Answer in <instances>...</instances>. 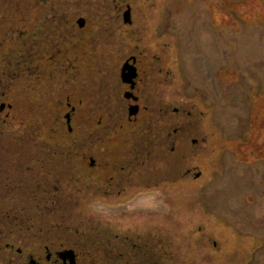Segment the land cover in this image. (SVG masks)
Masks as SVG:
<instances>
[{"label":"rangeland","instance_id":"obj_1","mask_svg":"<svg viewBox=\"0 0 264 264\" xmlns=\"http://www.w3.org/2000/svg\"><path fill=\"white\" fill-rule=\"evenodd\" d=\"M35 4L36 0H0V56L13 46L7 39L10 27L25 29L28 5L38 17ZM154 13L141 35L166 40L145 38L139 50L165 53L161 60L157 57V66L172 70L171 82L162 81L161 95L157 92L171 104L166 132L172 136L164 138L166 144L156 132V126H165L159 104L142 108L136 123L112 129L91 149L89 135L107 115L101 103L92 106L95 90L99 94L96 80L102 75L83 43L78 55H72V75L66 74L58 104L29 91L24 77H15L1 92V118L39 129L54 143L80 144L77 175L102 186L116 175L121 150L128 154L134 128L141 137L136 147L140 152L145 141L154 143L147 155L140 153L135 185H127L121 197L108 198L98 188L97 194L91 192L81 186L85 182L78 185L75 210L80 219L67 222L80 233L98 227L97 221H107L100 214L120 224L111 215L127 211L139 226H161L171 233L177 253L189 264H264V0H172ZM132 46L125 44L123 50L136 51ZM95 53L99 58L105 49L96 44ZM71 112L72 131L65 118ZM161 144L178 153L175 160L164 162L170 174L157 179L151 168L157 165ZM92 155L98 166L91 165ZM204 235L211 240L198 241Z\"/></svg>","mask_w":264,"mask_h":264},{"label":"flooded vegetation","instance_id":"obj_2","mask_svg":"<svg viewBox=\"0 0 264 264\" xmlns=\"http://www.w3.org/2000/svg\"><path fill=\"white\" fill-rule=\"evenodd\" d=\"M171 1L36 0L40 4H35L40 9L38 17L32 15L31 6L28 5L25 29L18 31L16 27H10L7 39L13 46H9L7 52L0 57L9 59L6 69L12 79L24 77L29 91L33 90L40 97L45 95L46 99L50 98L52 103L58 104L61 99L57 96L66 74L72 75V55H78L80 43L86 44L102 75L100 80H96L99 94L95 90L92 106L98 107L97 104L101 103L107 115L105 122L99 120L100 124L89 135L91 149L95 148L99 139L110 135L112 129L120 127L122 130L125 123H136L142 108H154L159 104L164 105H160L159 115L165 126L164 129L156 126V132L160 140H165L164 138L172 136L170 131L166 132L171 104L167 103L166 97L158 98L157 92L161 90L162 81L171 82L172 70L157 66V57L161 60L165 53L160 54L161 56L156 52L144 54L139 47L145 38L156 39L155 42L158 43L165 42L164 37L158 39L141 35V28H145L148 18L156 17L155 9L162 10ZM96 44L105 49V53L99 58L95 53ZM125 44H133L136 51L125 52ZM129 59H133L136 66L137 77L133 82L126 81L123 76L124 66ZM74 60L78 59L74 57ZM68 105L74 109L71 103ZM132 106L139 108L135 117L130 115ZM0 107L3 110L4 103ZM175 109L180 111L179 107ZM66 115V124L70 130ZM134 129L130 135L133 142L128 148V154L121 150L120 166L115 165L116 170L119 169L116 171L117 177L111 176L107 179V186H102V182L95 184L93 176L94 182L92 180L86 186L89 191L94 192L98 188L105 191L108 198L121 197L127 185H135V179L140 173L136 171L140 164V153L147 155L150 152L149 145L154 143L145 141V149L140 152L136 147L142 144L141 137ZM175 132H179V129L176 128ZM35 133L39 135V129ZM77 138L78 136L74 137V140ZM76 152L81 154L80 150ZM98 164L97 158L92 155L91 165L94 167ZM190 171L188 169L187 173ZM151 172L154 170L151 169ZM148 173L150 174V169L147 170V176ZM89 203L93 205L96 202L89 200ZM126 212L109 214L113 219H120V224L110 220L108 215L99 213L100 219L106 217L107 221H97L98 227L89 228L83 233H80L79 228L67 230V234H54L46 229H41L40 232L30 230L32 235L26 242H18L12 236V241L7 242L0 236V264H189L177 253L178 250L172 244L171 233L161 226L155 229L139 226L130 219L131 212ZM205 240L210 241L211 238L206 239L204 235L198 239L203 243Z\"/></svg>","mask_w":264,"mask_h":264},{"label":"trees","instance_id":"obj_3","mask_svg":"<svg viewBox=\"0 0 264 264\" xmlns=\"http://www.w3.org/2000/svg\"><path fill=\"white\" fill-rule=\"evenodd\" d=\"M8 60L0 59V99L12 79L6 69ZM1 111L0 107V114ZM35 130L28 124L11 125L0 115V236L3 241L12 236L18 242H26L32 235L30 230L67 234V230L75 228L67 221L80 219L75 210L77 188L81 182H85L81 183L85 188L90 182L82 179L86 178L83 174L77 175L81 169L78 159L81 154L76 152L82 149L80 144L71 140L54 143L40 131L37 135ZM161 145V151L157 149L160 151L157 165L151 168L154 170L151 176L157 179L170 174L163 168L169 167L164 162L175 160L178 153L177 150L169 152L167 145ZM158 159L162 160L160 164Z\"/></svg>","mask_w":264,"mask_h":264},{"label":"water","instance_id":"obj_4","mask_svg":"<svg viewBox=\"0 0 264 264\" xmlns=\"http://www.w3.org/2000/svg\"><path fill=\"white\" fill-rule=\"evenodd\" d=\"M134 60L133 59H129L125 66H124V70H123V76L125 78L126 81L130 82L134 79H136L137 77V72H136V66L134 65ZM138 106H132L131 109H130V115L131 116H136V114L138 113ZM67 118H68V124H69V128L70 130H72V125H71V117H70V113H68L67 115ZM200 175V172L197 173V176Z\"/></svg>","mask_w":264,"mask_h":264}]
</instances>
